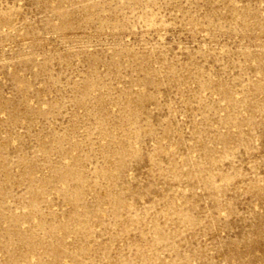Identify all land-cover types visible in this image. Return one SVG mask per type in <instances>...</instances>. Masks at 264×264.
I'll use <instances>...</instances> for the list:
<instances>
[{
    "label": "rangeland",
    "instance_id": "374dc122",
    "mask_svg": "<svg viewBox=\"0 0 264 264\" xmlns=\"http://www.w3.org/2000/svg\"><path fill=\"white\" fill-rule=\"evenodd\" d=\"M0 264H264V0H0Z\"/></svg>",
    "mask_w": 264,
    "mask_h": 264
}]
</instances>
